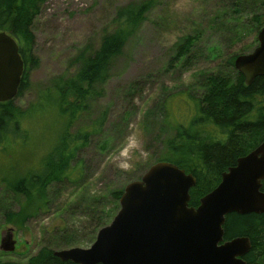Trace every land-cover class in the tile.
Instances as JSON below:
<instances>
[{"label":"rangeland","instance_id":"obj_1","mask_svg":"<svg viewBox=\"0 0 264 264\" xmlns=\"http://www.w3.org/2000/svg\"><path fill=\"white\" fill-rule=\"evenodd\" d=\"M130 1L138 0H45L32 25V52L38 63L29 69L26 90L15 102L22 109L36 103L39 90L52 78L72 70L69 60L79 49L98 45L114 8ZM209 1L157 0L128 39L110 67L101 97L91 105L93 114L106 109V120L101 133L91 136L77 154L83 168L78 185L50 183L41 195L46 202L43 212L14 222L6 214L14 213L18 205L0 183V232L12 226L19 241L15 250L24 246L26 251L23 256L0 251V261L24 262L42 246L53 250L88 246L93 239L91 211L102 200L113 210L108 192L138 179L164 152L175 119L180 118L179 105L186 108L180 98L196 100L206 75L222 72L226 53L247 42L227 47V38L208 23L207 9L218 3ZM223 1L230 5L237 0ZM185 38H193L191 49L178 47L191 41ZM206 53L211 55L205 57ZM165 99L169 113L162 108ZM43 109L35 110L25 124L28 139L0 145V178L24 172L50 147L58 112L49 106ZM56 227L62 232H54Z\"/></svg>","mask_w":264,"mask_h":264},{"label":"trees","instance_id":"obj_2","mask_svg":"<svg viewBox=\"0 0 264 264\" xmlns=\"http://www.w3.org/2000/svg\"><path fill=\"white\" fill-rule=\"evenodd\" d=\"M44 1L0 0V31H6L16 40L23 62L16 97L0 102V145L9 146L28 139L25 124L35 110L40 112L49 106L58 112L59 122L50 147L36 162L14 177L4 175L0 178V183L12 193L18 205L14 213L9 211L6 214L7 220L14 222H24L43 212L46 202L42 197L50 183L79 184L83 168L77 154L91 136L101 133L106 120L107 110L93 114L91 105L101 97L103 86L110 77L111 65L122 55L126 42L157 2L138 0L115 7L98 45H85L79 49L69 60L68 67L72 70L52 78L39 90L38 101L22 109L15 101L26 90L29 69L38 63L32 52V25ZM222 5L223 8H219ZM207 11L209 25L215 24L217 33L227 38V47L247 42L226 53L222 72L206 75L204 88L196 100H188V96L180 98L179 101L186 102V108L182 110L179 105L180 118L175 119L174 132L165 141V150L155 161L173 163L194 176L195 185L189 190V206H196L199 198L218 184L223 171L264 140V75L255 77L246 85L243 76L233 66L238 54L248 52L257 43L256 35L264 24V0H237L230 5L218 0L215 5L210 4ZM185 39L191 41L181 42L178 47L186 49L190 46L191 49L195 43L193 38ZM210 55L206 53L205 57ZM162 108L169 113L167 99L163 100ZM4 151L7 152L3 148ZM122 191L123 186L107 194L113 202V210L108 209L106 201L102 200L98 208L91 211L89 230L94 236L98 228L107 224L116 213ZM109 214L112 216L108 217ZM58 230L62 232L59 227L54 232ZM223 230L224 239L249 238L251 246L244 256L246 264H264V214L231 212L225 216ZM0 264L71 263L60 261L53 255L52 248L42 246L24 262L0 261Z\"/></svg>","mask_w":264,"mask_h":264},{"label":"water","instance_id":"obj_3","mask_svg":"<svg viewBox=\"0 0 264 264\" xmlns=\"http://www.w3.org/2000/svg\"><path fill=\"white\" fill-rule=\"evenodd\" d=\"M257 43L238 54L234 68L249 85L264 75V24ZM23 62L16 40L0 31V102L16 97ZM264 140L221 173L218 184L189 206L195 178L173 163L157 161L139 179L126 183L118 209L86 247L54 249L73 264H245L246 236L224 239L225 216L264 214ZM13 227L0 232V250L12 252Z\"/></svg>","mask_w":264,"mask_h":264},{"label":"flooded vegetation","instance_id":"obj_4","mask_svg":"<svg viewBox=\"0 0 264 264\" xmlns=\"http://www.w3.org/2000/svg\"><path fill=\"white\" fill-rule=\"evenodd\" d=\"M12 227V226H11ZM15 232V231H14ZM16 239V244H15V248L17 247V245H18V239L17 238H15ZM25 242V244H27L28 243V241L26 240V241H24ZM25 247L23 246V247H21V249L20 250H15L14 249V251H12V252H3V251H1V253H3V254H6V253H11V254H15V255H17V256H23V255H25L26 254V251H25V249H24ZM249 251V250H248ZM246 255V253L242 256V259H243V261H245V264H246V260L244 259V256ZM28 259V258H27ZM26 259V260H27ZM63 262H66V261H63ZM70 262V261H69ZM71 263V262H70ZM71 264H73V263H71Z\"/></svg>","mask_w":264,"mask_h":264}]
</instances>
